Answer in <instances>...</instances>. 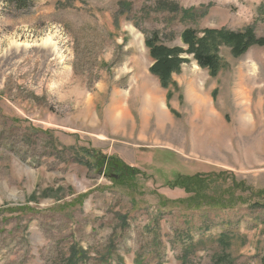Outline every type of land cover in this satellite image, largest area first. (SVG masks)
<instances>
[{
  "label": "rangeland",
  "instance_id": "1",
  "mask_svg": "<svg viewBox=\"0 0 264 264\" xmlns=\"http://www.w3.org/2000/svg\"><path fill=\"white\" fill-rule=\"evenodd\" d=\"M247 27L264 0H0V264H263L264 46L213 36V74L181 40ZM198 174L239 206L183 209Z\"/></svg>",
  "mask_w": 264,
  "mask_h": 264
},
{
  "label": "trees",
  "instance_id": "2",
  "mask_svg": "<svg viewBox=\"0 0 264 264\" xmlns=\"http://www.w3.org/2000/svg\"><path fill=\"white\" fill-rule=\"evenodd\" d=\"M7 3L10 5H14L18 8L22 7L24 4V0H7ZM127 8V5H122V7ZM251 28L247 27L245 28V32H225L223 30L219 31H211L205 32L206 35L199 39L197 38V35L192 30H186L181 34V40L184 45L187 46V54L192 55L196 64L202 68V69H208L211 73L217 72V70L220 68L219 66V60L216 57L215 54L212 53L211 46L214 45L212 37L215 35H218L220 38H224L227 40H231L235 43L234 50H237V54L241 55L247 49L252 45H258V46H264V37L261 39H255L251 33ZM158 43V34L153 33L151 37H149L146 40V45L149 50L150 57L155 61L154 65L151 68V72L154 73L156 76H158L159 79L164 80L166 78L164 72L169 71L173 68V66L177 62V56L178 53L181 51L179 49H167ZM222 175L225 173H221ZM214 174L209 175H203L198 174L195 176H192L191 182L190 178L188 177H178L175 182L172 184V186L182 187L186 194L189 196V202L188 205L182 206L183 209L186 211H193V210H199L201 208L205 207H217L220 209H231L236 206H249L250 208H263L264 209V203L263 202H252L248 204H222L220 202H210V196L213 192L217 191L218 189L214 186V182L216 181V178H213ZM215 180V181H214ZM179 182V183H178ZM243 183H232V186L229 187V191H238L243 192ZM207 193L204 196V193ZM223 191L218 190V195L221 196ZM195 202V204H193ZM198 205V206H196ZM215 205V206H213ZM163 207V206H162ZM223 239V237H222ZM221 239V240H222ZM223 248H227L228 244L223 243ZM81 251H76L74 248L71 250V254L69 256L70 263L69 264H75V262L82 258ZM139 263V262H138ZM264 264V262H263Z\"/></svg>",
  "mask_w": 264,
  "mask_h": 264
},
{
  "label": "bare ground",
  "instance_id": "3",
  "mask_svg": "<svg viewBox=\"0 0 264 264\" xmlns=\"http://www.w3.org/2000/svg\"><path fill=\"white\" fill-rule=\"evenodd\" d=\"M47 41H49V39H47ZM150 105H152V107H150L151 109L157 110V108L155 107V104L158 102L157 98L152 97L151 100L149 101Z\"/></svg>",
  "mask_w": 264,
  "mask_h": 264
}]
</instances>
